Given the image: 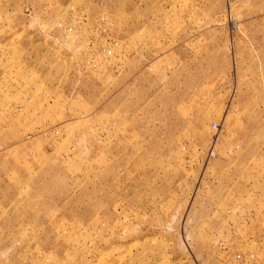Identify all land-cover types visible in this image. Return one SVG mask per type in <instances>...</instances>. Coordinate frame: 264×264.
<instances>
[{
    "label": "rangeland",
    "instance_id": "obj_1",
    "mask_svg": "<svg viewBox=\"0 0 264 264\" xmlns=\"http://www.w3.org/2000/svg\"><path fill=\"white\" fill-rule=\"evenodd\" d=\"M0 264H264V0H0Z\"/></svg>",
    "mask_w": 264,
    "mask_h": 264
},
{
    "label": "built area",
    "instance_id": "obj_2",
    "mask_svg": "<svg viewBox=\"0 0 264 264\" xmlns=\"http://www.w3.org/2000/svg\"><path fill=\"white\" fill-rule=\"evenodd\" d=\"M212 129H214V130L217 129V125L215 123L212 124Z\"/></svg>",
    "mask_w": 264,
    "mask_h": 264
}]
</instances>
